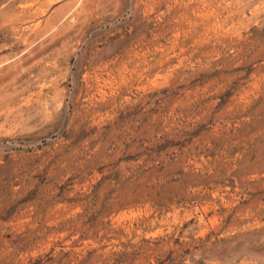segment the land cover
I'll use <instances>...</instances> for the list:
<instances>
[{
  "label": "rangeland",
  "instance_id": "374dc122",
  "mask_svg": "<svg viewBox=\"0 0 264 264\" xmlns=\"http://www.w3.org/2000/svg\"><path fill=\"white\" fill-rule=\"evenodd\" d=\"M0 264H264V0H0Z\"/></svg>",
  "mask_w": 264,
  "mask_h": 264
}]
</instances>
